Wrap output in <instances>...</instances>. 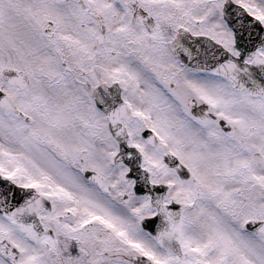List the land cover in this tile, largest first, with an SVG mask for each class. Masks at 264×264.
I'll list each match as a JSON object with an SVG mask.
<instances>
[{"label":"snow or ice","instance_id":"obj_1","mask_svg":"<svg viewBox=\"0 0 264 264\" xmlns=\"http://www.w3.org/2000/svg\"><path fill=\"white\" fill-rule=\"evenodd\" d=\"M0 264H264V0H0Z\"/></svg>","mask_w":264,"mask_h":264}]
</instances>
